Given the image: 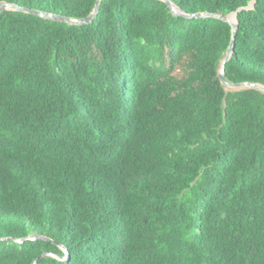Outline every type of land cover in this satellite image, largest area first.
<instances>
[{"label": "trees", "instance_id": "trees-1", "mask_svg": "<svg viewBox=\"0 0 264 264\" xmlns=\"http://www.w3.org/2000/svg\"><path fill=\"white\" fill-rule=\"evenodd\" d=\"M172 1L237 13L226 79L264 85V0ZM232 40L163 0L0 12V264H264V92L223 86Z\"/></svg>", "mask_w": 264, "mask_h": 264}, {"label": "water", "instance_id": "water-1", "mask_svg": "<svg viewBox=\"0 0 264 264\" xmlns=\"http://www.w3.org/2000/svg\"><path fill=\"white\" fill-rule=\"evenodd\" d=\"M103 0H97L96 6L94 11L87 17L82 18V19H73L67 16H63V15H57V14H53V13H47V12H43L37 9H28L25 7H21L17 4L14 3H9V2H1L0 3V12L4 11V10H19V11H27L30 13H34L37 14L39 16H42L44 18H48V19H53V20H59V21H65L68 22L69 24L72 25H84V24H89L91 23L95 17L98 15L100 6H101V2ZM165 1L170 8L172 9V12L174 15L177 16H182L185 18H205V17H214L220 20H223L225 22H228L229 24H231L232 29H233V40L231 42V45L227 51V55L225 56V58L222 61V64L220 66V71H219V78L223 84V86L225 87V89L227 91H236V90H241V89H234V87H245V88H254L257 90H260L262 92H264V85L259 84V83H255V82H250V81H246V82H239V83H234V82H230L226 79L225 76V65L226 63L229 61V59L231 58L233 52H234V45H235V38H236V34H237V30L239 27V21L236 17V21H232L231 19H229V16L232 15H226V14H220V13H210V12H205V13H196V14H190L187 13L185 11H183L177 4H175L172 0H163ZM237 15V13H234ZM243 88V89H245ZM32 239H38L37 236L32 237ZM66 252V256L65 257H61V256H57V255H53L56 256L60 259H66L69 258V253L65 250ZM48 255H52L49 253H44L41 257L44 256H48ZM38 260L35 261L34 264H37Z\"/></svg>", "mask_w": 264, "mask_h": 264}, {"label": "bare ground", "instance_id": "bare-ground-1", "mask_svg": "<svg viewBox=\"0 0 264 264\" xmlns=\"http://www.w3.org/2000/svg\"><path fill=\"white\" fill-rule=\"evenodd\" d=\"M229 19H231L232 21L235 22V21H236V16H235V15H230V16H229Z\"/></svg>", "mask_w": 264, "mask_h": 264}, {"label": "rangeland", "instance_id": "rangeland-1", "mask_svg": "<svg viewBox=\"0 0 264 264\" xmlns=\"http://www.w3.org/2000/svg\"><path fill=\"white\" fill-rule=\"evenodd\" d=\"M232 15L236 16V14H232ZM243 88H245V87H234V89H243Z\"/></svg>", "mask_w": 264, "mask_h": 264}]
</instances>
